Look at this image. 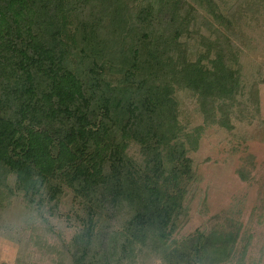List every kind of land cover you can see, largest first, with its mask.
Here are the masks:
<instances>
[{
    "label": "trees",
    "instance_id": "16d2710c",
    "mask_svg": "<svg viewBox=\"0 0 264 264\" xmlns=\"http://www.w3.org/2000/svg\"><path fill=\"white\" fill-rule=\"evenodd\" d=\"M230 12L211 0H0V187L13 174L42 209L71 194L78 227L56 264H203L212 252L200 231L172 239L192 161L171 102L187 81L205 120L227 122L240 75L221 29Z\"/></svg>",
    "mask_w": 264,
    "mask_h": 264
},
{
    "label": "rangeland",
    "instance_id": "374dc122",
    "mask_svg": "<svg viewBox=\"0 0 264 264\" xmlns=\"http://www.w3.org/2000/svg\"><path fill=\"white\" fill-rule=\"evenodd\" d=\"M211 1L224 14L235 11L230 29H221L235 45L239 85L225 124L205 120L187 81L173 87L175 141L183 143L192 164L174 189L183 211L172 239L183 243L202 232L204 246L212 249L203 264H264V0ZM128 153L138 159V146L131 143ZM3 183L0 264H56L60 239L69 241L78 227L71 194L46 210L26 203L13 174Z\"/></svg>",
    "mask_w": 264,
    "mask_h": 264
}]
</instances>
